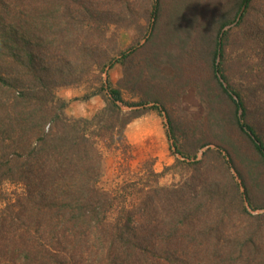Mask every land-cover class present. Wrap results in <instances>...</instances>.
Segmentation results:
<instances>
[{
  "label": "trees",
  "instance_id": "1",
  "mask_svg": "<svg viewBox=\"0 0 264 264\" xmlns=\"http://www.w3.org/2000/svg\"><path fill=\"white\" fill-rule=\"evenodd\" d=\"M118 2L0 0V185L17 187L0 206V264H264V212L244 205L249 189L227 155L216 169L208 165L210 149L192 162V179L171 186H161L154 170L111 190L100 186L101 145L128 147L130 115L119 105L125 101L108 80L106 107L90 119L74 117L57 90L94 75L95 51L108 39ZM252 2L243 1L238 25ZM151 9L152 32L161 0ZM222 32L214 77L264 161V139L245 120V98L227 83L221 60L228 30ZM136 50L122 51L108 68ZM255 66L249 59L247 86L264 111V78ZM153 107L167 117L162 105ZM222 174L224 185L216 179Z\"/></svg>",
  "mask_w": 264,
  "mask_h": 264
},
{
  "label": "rangeland",
  "instance_id": "2",
  "mask_svg": "<svg viewBox=\"0 0 264 264\" xmlns=\"http://www.w3.org/2000/svg\"><path fill=\"white\" fill-rule=\"evenodd\" d=\"M153 1L119 0L108 39L95 51L99 64L94 75L85 83L57 90L74 117L90 119L106 107L108 80L125 101L119 105L130 115L125 128L128 147L110 150L101 145L105 165L100 186L111 190L125 180L148 176L151 170L159 174L161 186H171L192 179L196 171L192 162L212 149L208 165L218 169L227 155L235 165L236 180L249 189L244 205L250 212H264V161L239 128L236 105L213 73L218 35L228 30L221 60L227 83L243 94L245 120L264 139V111L253 97L254 88L247 86L246 74L251 59L264 78V0H253L241 25L234 19L244 0H161L159 20L151 32ZM133 46H137L133 54L108 68L112 59ZM155 103L165 108L167 117L153 107ZM216 179L226 184L225 175ZM16 189L9 182L0 185V206L15 197Z\"/></svg>",
  "mask_w": 264,
  "mask_h": 264
},
{
  "label": "water",
  "instance_id": "3",
  "mask_svg": "<svg viewBox=\"0 0 264 264\" xmlns=\"http://www.w3.org/2000/svg\"><path fill=\"white\" fill-rule=\"evenodd\" d=\"M244 10H245V7H243V9H242V11L240 12V14H239V16H238L237 20H239V19L241 18V16H242V14H243ZM223 33H224V30H223V32H222V34H221V36L223 35ZM219 59H220V55H219V57H218V60H219ZM166 121H167V119H166Z\"/></svg>",
  "mask_w": 264,
  "mask_h": 264
}]
</instances>
